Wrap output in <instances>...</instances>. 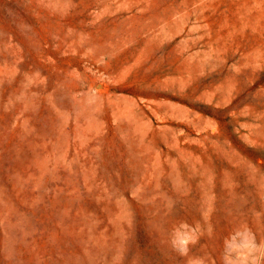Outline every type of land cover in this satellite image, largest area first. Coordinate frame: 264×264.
I'll return each mask as SVG.
<instances>
[{
	"label": "rangeland",
	"instance_id": "1",
	"mask_svg": "<svg viewBox=\"0 0 264 264\" xmlns=\"http://www.w3.org/2000/svg\"><path fill=\"white\" fill-rule=\"evenodd\" d=\"M0 264H264V0H0Z\"/></svg>",
	"mask_w": 264,
	"mask_h": 264
}]
</instances>
